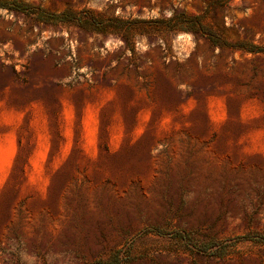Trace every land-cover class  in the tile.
I'll return each instance as SVG.
<instances>
[{
  "label": "rangeland",
  "instance_id": "374dc122",
  "mask_svg": "<svg viewBox=\"0 0 264 264\" xmlns=\"http://www.w3.org/2000/svg\"><path fill=\"white\" fill-rule=\"evenodd\" d=\"M22 1L227 45L0 7V264H264V0Z\"/></svg>",
  "mask_w": 264,
  "mask_h": 264
},
{
  "label": "trees",
  "instance_id": "16d2710c",
  "mask_svg": "<svg viewBox=\"0 0 264 264\" xmlns=\"http://www.w3.org/2000/svg\"><path fill=\"white\" fill-rule=\"evenodd\" d=\"M0 7L7 8L10 11L22 12L30 15L36 14L38 21L44 22L50 25L58 24H79L85 30L103 34L114 35L121 37L126 45L132 44L136 35H157L161 36L164 32L178 33L181 31L191 32L194 35H200L209 39L214 45L225 47L227 43L222 41L220 36L213 30L208 29L207 24L204 22L202 16H189L185 12H176L169 18H157L152 20L144 19H122L115 17L112 20H108L103 13H95L92 10H82L80 12L66 11L62 14H54L47 12L40 7H36L32 4L23 2L22 0H6L0 3ZM98 16V18H96ZM167 23L171 26V29H133L137 25L142 24H157V26ZM215 244V243H213ZM212 247V245H211ZM201 251L207 250L200 249ZM213 256H224V247L218 246L213 250Z\"/></svg>",
  "mask_w": 264,
  "mask_h": 264
}]
</instances>
